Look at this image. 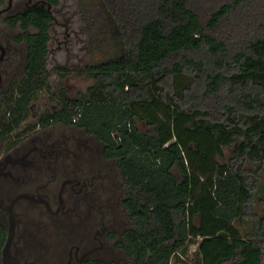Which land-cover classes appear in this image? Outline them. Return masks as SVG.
Masks as SVG:
<instances>
[{"label":"trees","instance_id":"obj_1","mask_svg":"<svg viewBox=\"0 0 264 264\" xmlns=\"http://www.w3.org/2000/svg\"><path fill=\"white\" fill-rule=\"evenodd\" d=\"M99 5L118 54L86 65L92 85L74 100L61 90L60 108L39 123L85 129L117 159L140 231L130 234L133 264H170L192 244L196 264H264V209L254 211L264 204L255 195L264 192V0ZM53 19L38 5L13 20L24 29L27 65L4 136L25 131L30 104L48 87ZM248 220L242 233L235 223Z\"/></svg>","mask_w":264,"mask_h":264},{"label":"flooded vegetation","instance_id":"obj_2","mask_svg":"<svg viewBox=\"0 0 264 264\" xmlns=\"http://www.w3.org/2000/svg\"><path fill=\"white\" fill-rule=\"evenodd\" d=\"M32 1L0 0V131L14 78L27 65L24 29L16 33L13 20L47 2ZM27 127L0 132V260L11 227L8 251L17 264H133L130 234L140 231L116 160L72 124Z\"/></svg>","mask_w":264,"mask_h":264},{"label":"rangeland","instance_id":"obj_3","mask_svg":"<svg viewBox=\"0 0 264 264\" xmlns=\"http://www.w3.org/2000/svg\"><path fill=\"white\" fill-rule=\"evenodd\" d=\"M34 1L30 4H33ZM59 4H61L60 8H54L51 5L49 7L54 19L51 23L53 35L47 58L48 87L32 102L31 107L29 106L27 117L21 124L24 128L26 125L28 126L26 131L39 123L42 113L60 108L62 101L57 98V95L60 94L61 90L70 100H74L80 94L85 93L86 89L93 83L92 79L82 74L86 65H95L108 60L117 55L119 51L111 35L112 24L99 5V0H59ZM74 10L82 11V15H76L74 18L72 16ZM13 26L16 33H19V23ZM30 30L32 31L28 26L27 32L30 33ZM21 46L22 52L25 53V43H21ZM24 72L20 76L17 72V76L14 78L16 82V84L15 82L12 84L14 95H17L19 91L20 84L17 82L20 78L22 82ZM224 151L227 159L230 153L228 150ZM217 160L218 162L222 161L220 158ZM260 187H264V169L260 172L258 188ZM255 195L262 197L264 192L258 190ZM263 207L264 204L261 205V202H256L254 211L261 215ZM195 222L198 223V216L195 217ZM246 222V225L239 221L235 223L242 233L248 231L251 226L250 220ZM176 256L171 258L170 264H196L199 259L194 244L188 246L184 254L178 252Z\"/></svg>","mask_w":264,"mask_h":264},{"label":"water","instance_id":"obj_4","mask_svg":"<svg viewBox=\"0 0 264 264\" xmlns=\"http://www.w3.org/2000/svg\"><path fill=\"white\" fill-rule=\"evenodd\" d=\"M47 8L50 7L49 3L46 2ZM11 236H12V228L10 227L7 235V240L6 243L4 244V247L2 248V254H1V264H17L14 257H12L8 251V245L11 241ZM218 236L220 237H226L227 233L226 232H219Z\"/></svg>","mask_w":264,"mask_h":264},{"label":"crops","instance_id":"obj_5","mask_svg":"<svg viewBox=\"0 0 264 264\" xmlns=\"http://www.w3.org/2000/svg\"><path fill=\"white\" fill-rule=\"evenodd\" d=\"M92 85V84H91ZM90 85V86H91ZM56 111V110H55ZM55 111H51V112H55ZM62 125V124H61ZM80 129V128H79ZM81 130H83L85 133H87L88 135H91V136H93L98 142H99V144L103 147V151H104V153H106V147H105V145L102 143V142H100L99 140H98V138L95 136V135H93V134H91V133H89V132H87L85 129H81ZM109 159H111V160H116V167H117V159L116 158H114V157H109ZM117 170H118V172L120 173V171H119V169L117 168ZM120 175H121V173H120ZM122 176V175H121Z\"/></svg>","mask_w":264,"mask_h":264},{"label":"built area","instance_id":"obj_6","mask_svg":"<svg viewBox=\"0 0 264 264\" xmlns=\"http://www.w3.org/2000/svg\"><path fill=\"white\" fill-rule=\"evenodd\" d=\"M77 117H75L73 120L75 121ZM119 140V139H118Z\"/></svg>","mask_w":264,"mask_h":264}]
</instances>
